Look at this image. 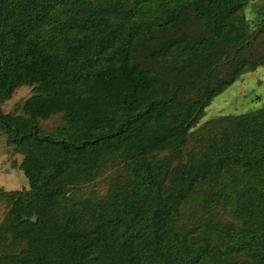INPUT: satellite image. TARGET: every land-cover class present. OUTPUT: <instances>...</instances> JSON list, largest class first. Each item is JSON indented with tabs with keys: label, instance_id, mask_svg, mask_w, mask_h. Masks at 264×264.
Segmentation results:
<instances>
[{
	"label": "trees",
	"instance_id": "obj_1",
	"mask_svg": "<svg viewBox=\"0 0 264 264\" xmlns=\"http://www.w3.org/2000/svg\"><path fill=\"white\" fill-rule=\"evenodd\" d=\"M248 1L0 0V103L34 86L27 116L0 110L30 182L0 190L10 204L0 264H203L211 238L197 248L173 220L222 176L236 177L230 192L244 224L224 254L264 264V107L226 117L236 140L175 159L211 101L264 67V9L251 28L241 14ZM60 112L65 132L45 133L40 119ZM167 150L174 155L160 159ZM115 154L129 162V192L73 201L67 188ZM210 223L211 235L232 234Z\"/></svg>",
	"mask_w": 264,
	"mask_h": 264
},
{
	"label": "rangeland",
	"instance_id": "obj_2",
	"mask_svg": "<svg viewBox=\"0 0 264 264\" xmlns=\"http://www.w3.org/2000/svg\"><path fill=\"white\" fill-rule=\"evenodd\" d=\"M264 0H249L241 14L250 21L251 28H256L259 14L263 12ZM34 94V86L25 84L16 89L13 95L0 103L4 114L27 116L23 109L24 102ZM264 107V67L245 71L224 91L219 93L205 108L204 115L192 129L187 144L183 147L177 162H184L198 156L206 150L210 142L224 141L227 138L236 140L234 122L226 119ZM45 133L59 136L65 132L67 123L63 113H56L48 118L40 119ZM160 159L172 157L171 151L157 153ZM96 171L94 176L83 180L77 187H68V194L76 202L93 198L96 201L112 203L129 192L133 175L129 162L123 155H113ZM25 154L16 145L7 142V134L0 129V190L13 191L30 188V182L21 169ZM235 176H222L217 182L207 183L199 188L195 195L187 200L175 215L173 227L188 233V243L197 248L211 238L206 251L203 250V264H252L251 258L245 252L224 254L230 244L237 240L244 224L235 215L238 200L232 191ZM211 185V186H209ZM234 204V205H233ZM10 204L0 199V223L4 219ZM34 219V217H33ZM217 222L232 232L231 235L210 234L204 227L207 223ZM212 224V223H210ZM216 224V223H214ZM25 244H22V247ZM3 251H0V254Z\"/></svg>",
	"mask_w": 264,
	"mask_h": 264
}]
</instances>
